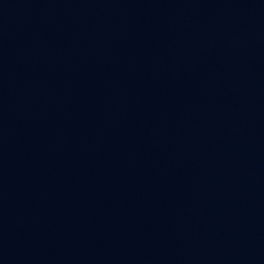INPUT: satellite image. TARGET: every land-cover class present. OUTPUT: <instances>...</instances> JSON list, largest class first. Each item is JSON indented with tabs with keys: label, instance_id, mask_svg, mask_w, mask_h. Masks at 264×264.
Here are the masks:
<instances>
[{
	"label": "water",
	"instance_id": "water-1",
	"mask_svg": "<svg viewBox=\"0 0 264 264\" xmlns=\"http://www.w3.org/2000/svg\"><path fill=\"white\" fill-rule=\"evenodd\" d=\"M0 264H264V0H0Z\"/></svg>",
	"mask_w": 264,
	"mask_h": 264
}]
</instances>
